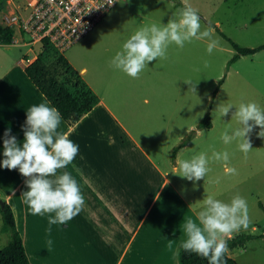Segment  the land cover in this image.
I'll list each match as a JSON object with an SVG mask.
<instances>
[{"label": "rangeland", "instance_id": "374dc122", "mask_svg": "<svg viewBox=\"0 0 264 264\" xmlns=\"http://www.w3.org/2000/svg\"><path fill=\"white\" fill-rule=\"evenodd\" d=\"M33 1L0 0V25H6L4 17L8 12L17 10L24 13ZM178 1V6L174 1L173 12L183 7L181 0ZM189 3L201 17V31L210 29L218 46L211 54L206 51L207 39H193L185 42L183 48L174 43L173 47H168L166 58L154 60L147 67V71L153 70V75L159 77V89L157 91L153 85L150 86L147 93L150 102H139L146 113L129 118L137 139L156 159L162 160L160 166L165 172V186L161 188L163 178H160L148 195L134 197L135 204L128 199L124 201L131 208L133 218L132 228L127 230L119 224L116 229L99 228L92 209H82L67 223H57L55 228H51L48 219L54 213L31 214L23 202L24 191L17 194L12 201L20 205L21 209L18 205L17 209L21 213L16 212V216L20 218L23 215L24 221L20 226L33 264H180L179 249L186 239L182 226L188 218L197 220L205 195L230 202L237 194L247 201L250 223L247 229L233 232L231 238L245 234L255 236L242 246L229 247V254L239 264H264V137L258 135L260 128L255 127L249 134L252 148L246 156L239 150L238 141L225 145L220 139L221 133L226 128L240 126L237 119L232 118L236 107L233 105L223 117L217 110L221 103L239 104L242 101L255 102L264 109V49L242 55L230 63L236 49L223 34L242 46L264 44V0H189ZM146 9L150 11L149 7ZM16 35H20L17 30ZM123 37L119 36V39ZM25 39L30 37L26 35ZM114 39L115 36L111 37L108 32L95 46L106 47ZM86 45L82 38L64 54L69 57L71 51L78 52ZM115 46L121 47L122 43ZM40 49V43H14L9 47L2 44L0 56L18 59L29 52L34 57ZM108 60L105 58L104 62ZM145 69L143 73H146ZM185 80L193 81L195 90ZM208 114L213 124L203 127L202 122ZM121 118L126 119L124 115ZM186 136L190 139L176 153L178 159H190L200 152L211 158L213 151H227L228 166L235 168L236 174H226L223 162L212 159L209 160V172L199 181H189L171 172L177 168L174 146ZM118 158L124 162V165L120 161L118 163L122 178L126 177V168L133 176L141 174L142 155L137 147L133 145L130 154L129 147L126 152H121L120 146ZM142 175L144 177V172ZM14 187V182L0 179V199L8 200L7 194ZM25 188L26 191V181ZM84 192L87 194L83 196L86 207L99 204L90 188ZM125 197L133 198L131 193ZM1 207L0 202V249L11 238L10 232L2 230ZM132 233L133 240L129 241Z\"/></svg>", "mask_w": 264, "mask_h": 264}, {"label": "crops", "instance_id": "0c3cea01", "mask_svg": "<svg viewBox=\"0 0 264 264\" xmlns=\"http://www.w3.org/2000/svg\"><path fill=\"white\" fill-rule=\"evenodd\" d=\"M174 1L119 0L91 30L92 32L83 37L87 45L78 52L71 51L68 57L99 94L101 101L74 124L61 119L58 131L67 132L69 138L78 145L79 151L73 162L66 169L58 170L57 175L64 171L71 172L78 181L83 196L87 195L84 191L88 188L92 190L91 194L97 198L99 204H94L93 207L84 205L83 209H92L95 223L105 230L112 227L116 229L118 224L123 229L125 226L126 230L132 228L131 208L125 205L124 201L128 199L135 204L134 197L145 196V193L148 195L149 191L158 185L160 178H163L161 188L165 186V172L160 166L162 160L156 159L137 139L129 121L132 116L146 113L139 102L142 100L146 103L150 102L148 89L153 85L158 91L159 77L156 78V74L153 75V70L147 71L150 62L146 66V73L142 72L138 78L123 77L122 74L125 73L112 67L110 58L122 51L126 40L141 27L153 23L167 24L175 13L173 12ZM146 7H149L150 11H147ZM108 32L116 39L111 40L110 45L106 47L95 46L106 37ZM119 36L124 37L119 39ZM118 42L122 43L121 47L115 46ZM13 44L5 45L9 47ZM173 46L171 44L169 48ZM108 53H111L110 57ZM36 55L31 57L27 52L24 57L18 59L0 56V179L15 183L13 190L7 194L9 199H6L11 204L15 216L16 212L21 213V210L17 209L18 204L16 205L12 200L17 194L25 191V181L28 178L22 176L18 169L4 170L2 166L4 133L10 129V134L17 138L18 144L22 145L27 109L41 102L54 107L26 73V66ZM99 55L101 59H98ZM105 58L109 60L104 62ZM138 109L140 110L137 112ZM123 115L126 119L121 118ZM133 145L142 155L141 174L133 176L132 172L126 168V177L122 178L118 171V163L120 161V164L124 165V162L118 158L119 147L121 146V152H126L129 147L131 154ZM174 159L177 161L178 155ZM143 172L145 178L142 175ZM151 175L154 178H151ZM50 178L54 179V177ZM119 192L131 193L133 198H123L127 194L120 195ZM18 207L20 208V205ZM16 220L28 252L27 241L20 226V223L24 221L23 215L20 218L16 216ZM133 236L134 233L129 241L133 240Z\"/></svg>", "mask_w": 264, "mask_h": 264}, {"label": "clouds", "instance_id": "9594fccd", "mask_svg": "<svg viewBox=\"0 0 264 264\" xmlns=\"http://www.w3.org/2000/svg\"><path fill=\"white\" fill-rule=\"evenodd\" d=\"M115 3L116 0L106 2L108 6ZM181 3L183 7L174 13L167 24L153 23L135 31L123 44V50L112 58L111 66L132 78H138L149 62L166 58L169 45L174 43L183 48L185 42L193 39H207L206 51L211 54L218 41L213 38L210 29L201 31V17L189 0H181ZM185 82L195 90L193 81ZM233 105L236 110L232 118L235 117L240 126L226 128L220 139L225 145L238 141L239 150L246 156L252 148L249 134L255 127L260 128L258 135L264 137V109L251 101L227 105L221 103L217 107L221 117L226 116ZM61 119L55 107L41 102L27 109L22 145L10 134V129L4 133L3 140L2 166L9 170L18 169L22 176L28 178L27 190L22 193L23 202L33 215L54 213L49 215V225L67 223L82 211L85 203L80 185L72 173L64 171L57 175L58 170L66 169L73 162L79 151L67 132L58 131ZM210 159L223 162L226 174H236V169L228 166L227 151H213L211 158L200 152L190 159H177V168L171 172L189 181H199L209 172ZM197 220L188 218L183 224L186 239L181 247L186 252H194L208 259V264H222L228 251L227 239H231L233 232L249 226L247 201L239 194L233 196L230 202L205 195Z\"/></svg>", "mask_w": 264, "mask_h": 264}, {"label": "trees", "instance_id": "16d2710c", "mask_svg": "<svg viewBox=\"0 0 264 264\" xmlns=\"http://www.w3.org/2000/svg\"><path fill=\"white\" fill-rule=\"evenodd\" d=\"M175 5L179 1L175 0ZM227 37L236 53L230 63L237 61L242 55L254 54L264 49V44L256 47L242 46L235 40ZM16 29L11 26L0 25V43H13ZM41 49L36 57L26 66V73L36 84L40 91L47 97L51 104L60 112L62 118L74 124L86 113L90 112L100 101L101 97L83 77L81 72L70 62L68 57L59 50L48 38L40 42ZM212 120L208 114L202 122L203 127H211ZM190 136H186L174 146L173 157L180 148L187 145ZM3 225L2 230L10 232V241L0 249V264H33L25 245L24 237L17 225L15 212L11 204L4 200L1 207ZM253 234L239 235L227 240L228 248L244 245ZM264 236V233H263ZM180 264H208V259L196 253L186 252L182 247L179 249ZM222 264H239L229 254L225 253Z\"/></svg>", "mask_w": 264, "mask_h": 264}, {"label": "built area", "instance_id": "2783aa9c", "mask_svg": "<svg viewBox=\"0 0 264 264\" xmlns=\"http://www.w3.org/2000/svg\"><path fill=\"white\" fill-rule=\"evenodd\" d=\"M106 2L107 0H34L28 11L19 13L11 10L4 18L6 26L14 27L20 33L19 36H14L13 43L34 44L48 38L59 50L65 52L93 30L116 4L108 6ZM26 35L30 37L29 40L25 39Z\"/></svg>", "mask_w": 264, "mask_h": 264}, {"label": "water", "instance_id": "95a60500", "mask_svg": "<svg viewBox=\"0 0 264 264\" xmlns=\"http://www.w3.org/2000/svg\"><path fill=\"white\" fill-rule=\"evenodd\" d=\"M1 205L4 206V200L0 199Z\"/></svg>", "mask_w": 264, "mask_h": 264}]
</instances>
